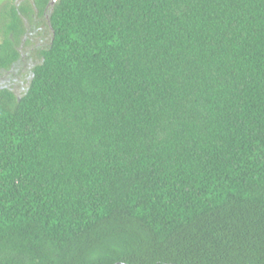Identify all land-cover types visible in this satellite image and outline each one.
Returning a JSON list of instances; mask_svg holds the SVG:
<instances>
[{"label": "trees", "instance_id": "1", "mask_svg": "<svg viewBox=\"0 0 264 264\" xmlns=\"http://www.w3.org/2000/svg\"><path fill=\"white\" fill-rule=\"evenodd\" d=\"M52 1L0 90V264H264V0Z\"/></svg>", "mask_w": 264, "mask_h": 264}, {"label": "rangeland", "instance_id": "2", "mask_svg": "<svg viewBox=\"0 0 264 264\" xmlns=\"http://www.w3.org/2000/svg\"><path fill=\"white\" fill-rule=\"evenodd\" d=\"M17 23L19 29L14 30ZM10 43L19 54L8 70L0 71V90L21 96L29 86L33 70L41 64V53L50 44L47 17L35 0H0V46Z\"/></svg>", "mask_w": 264, "mask_h": 264}, {"label": "water", "instance_id": "3", "mask_svg": "<svg viewBox=\"0 0 264 264\" xmlns=\"http://www.w3.org/2000/svg\"><path fill=\"white\" fill-rule=\"evenodd\" d=\"M56 2H57V0H53V1L51 2V5L54 6Z\"/></svg>", "mask_w": 264, "mask_h": 264}]
</instances>
